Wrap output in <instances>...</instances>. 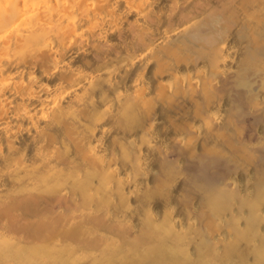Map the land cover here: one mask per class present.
Returning <instances> with one entry per match:
<instances>
[{"label": "bare ground", "instance_id": "bare-ground-1", "mask_svg": "<svg viewBox=\"0 0 264 264\" xmlns=\"http://www.w3.org/2000/svg\"><path fill=\"white\" fill-rule=\"evenodd\" d=\"M72 148L111 171L95 173ZM157 185L187 234L204 215L226 233L264 190V0H0V264H57L36 239L61 226L115 246L93 220L137 229L139 207L121 202ZM169 241L173 258L182 242Z\"/></svg>", "mask_w": 264, "mask_h": 264}, {"label": "rangeland", "instance_id": "rangeland-1", "mask_svg": "<svg viewBox=\"0 0 264 264\" xmlns=\"http://www.w3.org/2000/svg\"><path fill=\"white\" fill-rule=\"evenodd\" d=\"M153 110H155L154 106L151 107L150 105V108H148V112H151ZM190 113H191V107L190 105L187 104L181 106L178 110V114H180V117L184 123L189 122L188 116L190 115ZM173 122L176 124V122L172 119V123ZM179 125L180 123L176 124L175 126H179ZM168 128L170 129L169 126ZM84 152L85 151L82 152V150L80 149L72 148V153L77 154L78 159L80 161L82 162L87 161L89 163L91 162L94 171L96 170L95 173H98V171L103 173L104 169L107 172L111 171V167L107 164L103 165L104 167H101L100 170L98 168L99 167L98 164L100 162L99 161L96 162L97 159H95V157L89 154L87 155V153L85 152L87 156L86 157ZM84 157L86 158V160ZM74 170L76 171L75 173H79L80 170L78 165L73 166V171ZM246 170L247 169L244 168L242 174L238 176V178L242 183L245 182L244 196L248 197L252 179L251 180L249 179L248 176L250 175V172L248 171L246 172ZM240 177L242 178L240 179ZM157 187L154 188V190L156 191L155 194L156 196L154 195L150 199H146V197H142L140 200H136L132 194H127L126 198L121 202L122 208L125 211V213L131 211L133 205L137 204L136 206L139 207L140 219H138L137 221L139 224L137 229L132 231H127L126 228L121 229L119 227H114L113 224L107 219L103 220V218H97L93 220L92 226L95 229L106 233L107 232L112 233L113 237L116 239L117 242L115 246L110 243H107L102 239L91 240L90 238H88L89 236L86 233L82 234L79 227L61 226L56 230L55 229H52L51 231L43 230V234H40L38 239H36V241L41 243L43 248L49 250V254L47 255V258H49L52 255V257H55L56 260H58L57 264H168L170 263V259L175 261H177L178 259L179 264H187L188 262L191 261H192L191 264L193 263L194 264H233L235 262L236 264H244L246 263L245 260L249 258L250 259L247 260L249 261V264H257L256 261L259 260L260 262L261 260L264 259V256L260 255L259 253L262 252V248L264 247V235H263L264 211L260 210V207L264 205V190H261L259 187H257L255 190L252 191L253 195L252 197H250V202L251 200L256 202L251 205L252 208L248 206L247 210H245L244 209L246 208L245 205L243 206L244 208H242L243 210H245L244 212H246L247 214L249 213V215H247L248 218L246 216V213L244 212L237 213L232 219V222L229 221L230 222V223L228 222L229 224L226 223L227 227L225 231L226 233H224L225 235L221 233V229L223 226L222 220H220L219 218L218 219L212 218L209 215H204L203 216L204 223L202 222L201 226H195L196 227L195 230L190 231L187 234V232L184 231L181 232L180 230L177 229V224L175 223L176 220L173 218L172 214L169 211L170 209L169 205L173 198V196H171L172 194H170L169 190H167L166 187H162V189L160 185H157ZM229 193L230 192L228 191L227 192L228 196H232ZM108 199L111 200V198ZM227 199L228 200L223 202L225 203L224 204L225 207H228L226 205L227 201H228V205H231L233 197L231 198L228 197ZM108 202L109 201H107L106 203ZM90 205H92V202H90ZM209 206L211 207V205ZM209 212L215 214L216 213L215 207L212 206ZM250 212L252 213L250 214ZM155 213H159V214L162 213L164 218H162L161 221L156 220V218H154L155 216L152 217V215H154ZM250 216H252L251 221H249ZM246 218L249 220H247ZM254 225L256 226L254 227ZM178 231H180V233ZM182 233H184V235L187 236L186 237L184 235L178 236L179 234L181 235ZM169 236L171 237L174 236V237L166 239ZM222 236L226 237V239L225 240L222 239ZM195 237L199 238V241L195 240L193 242ZM92 238L95 239L94 236ZM200 238L203 240L200 241ZM55 240L56 241L64 240L68 242L77 241L79 243L80 242L84 243L87 246L89 245L88 248L100 249L101 251H99L97 255L95 254L91 256L83 255V257L81 258L78 256H73L74 254H71V252L67 249H53L51 244ZM169 240L182 242L180 243V245H177L178 248L177 247L176 248L178 249V254L174 253L175 257L173 258L170 253L168 255L166 249L164 248L167 241ZM190 240H192V242ZM190 245L192 246V249ZM257 253L258 255H256ZM240 257L241 258L245 257L244 260L242 258V262ZM180 260L182 261V263L180 262ZM187 260L189 261L187 262ZM45 262L46 261L41 262L39 264H45Z\"/></svg>", "mask_w": 264, "mask_h": 264}]
</instances>
